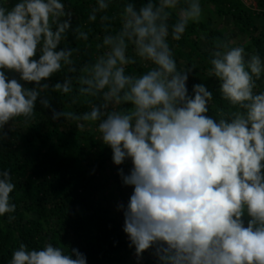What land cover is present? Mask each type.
Listing matches in <instances>:
<instances>
[{
    "label": "clouds",
    "instance_id": "1",
    "mask_svg": "<svg viewBox=\"0 0 264 264\" xmlns=\"http://www.w3.org/2000/svg\"><path fill=\"white\" fill-rule=\"evenodd\" d=\"M113 2L96 0L88 19L95 22L99 15L104 35L97 54L83 62L74 55L81 49L65 42L71 33L91 47V30L73 27L74 13L63 0H17L11 7L8 0L0 2V139L17 118L33 120L37 102L52 111L54 121L63 118L79 129L85 122L96 125L113 162L130 159L133 165L129 174L119 172L134 189L127 206L119 208L137 264L148 251L157 264H264L259 53L246 60L243 46L228 43L211 53L209 76L231 108L209 116L213 93L203 83L189 93L192 70L178 68L169 44V37H183L190 22H200V0H147L139 7L128 0L110 16ZM137 64L148 70L129 71ZM6 72L18 73L19 80ZM61 72L62 82L51 85ZM50 91L89 110L57 111ZM15 187L10 171H0V216L16 211L10 196ZM10 264H87V258L76 248L65 253L47 243L30 250L20 243Z\"/></svg>",
    "mask_w": 264,
    "mask_h": 264
},
{
    "label": "trees",
    "instance_id": "2",
    "mask_svg": "<svg viewBox=\"0 0 264 264\" xmlns=\"http://www.w3.org/2000/svg\"><path fill=\"white\" fill-rule=\"evenodd\" d=\"M16 2L8 0L6 6ZM63 2L74 13L73 27L79 25L85 31L91 30L87 42L91 47L85 48L86 42H77L71 33L65 42L69 47L80 48L74 55L80 62L86 61L97 54L95 46L104 35L99 15L95 22L88 19L96 0ZM126 2L114 0L108 15L118 14ZM132 2L139 7L147 0ZM200 3V22H190L183 37L179 41L169 37V44L178 68L192 70L187 82L189 93L199 83L213 93L208 115L215 117L218 109L227 114L231 106L222 99L217 79L209 76L211 53L222 51L219 45L228 43L230 47L243 46L247 55L259 53L264 62V0H254L250 5L244 0H200ZM176 19L173 14L171 22ZM217 19L221 20L219 24ZM113 27L118 28L119 22L114 21ZM238 36L247 38L248 43L233 42ZM147 70L142 64L129 67V71L137 74ZM6 75L19 80L18 73L6 72ZM63 75V72L55 74L48 82L51 85L62 82ZM257 84L255 91H264V82L260 80ZM49 95L57 111L89 110L83 104L70 106L66 95L51 91ZM4 131L8 137L0 139V171L9 170L16 185L10 194L16 211L0 216V264H10L20 243L30 250H40L47 243L63 248L65 253L76 248L86 256L87 264H137L135 249L129 247L130 240L124 232V214L119 208L121 204L127 206L134 190L123 184L119 174L120 169L125 175L130 173L131 160L116 165L112 150L101 141L96 125L85 122V127L79 129L63 118L54 121L52 111L39 102L33 120L24 123L23 118H17ZM9 215L15 219L9 221ZM139 264H157V261L148 251Z\"/></svg>",
    "mask_w": 264,
    "mask_h": 264
},
{
    "label": "rangeland",
    "instance_id": "3",
    "mask_svg": "<svg viewBox=\"0 0 264 264\" xmlns=\"http://www.w3.org/2000/svg\"><path fill=\"white\" fill-rule=\"evenodd\" d=\"M244 1H245V3H246L247 5H250V4L253 3L254 0H244ZM220 22H221L220 19H217V20H216V23H217V24H219ZM230 29H231V28H230ZM233 42H236V43H238V42L248 43V39H247V38H244V37H240V36H238V37H236V38L233 40ZM252 54H254V53H251V54L247 55V56H246V60L249 59L250 56H251ZM261 81L264 82V79H261Z\"/></svg>",
    "mask_w": 264,
    "mask_h": 264
}]
</instances>
